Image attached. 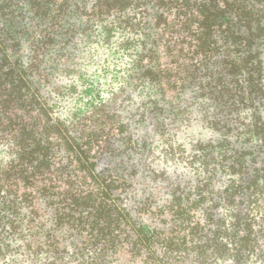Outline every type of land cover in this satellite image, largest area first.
<instances>
[{"label":"trees","instance_id":"16d2710c","mask_svg":"<svg viewBox=\"0 0 264 264\" xmlns=\"http://www.w3.org/2000/svg\"><path fill=\"white\" fill-rule=\"evenodd\" d=\"M81 23L105 42L122 35L152 138L116 94L70 116L53 108L45 55ZM194 106L219 139L187 149ZM71 258L264 264V0H0V264Z\"/></svg>","mask_w":264,"mask_h":264},{"label":"rangeland","instance_id":"374dc122","mask_svg":"<svg viewBox=\"0 0 264 264\" xmlns=\"http://www.w3.org/2000/svg\"><path fill=\"white\" fill-rule=\"evenodd\" d=\"M27 16L33 17L32 15ZM24 22L26 26L21 24V28L18 30H23L21 34H24L21 38V54L25 62H30L34 55L32 43H37V41H34L33 37L28 38L29 35L31 36L29 26L34 22L26 18ZM74 23L77 25L80 21L77 20ZM85 26L84 23H81V26L73 32V38L69 39L66 44L59 41L55 49H51L45 55L42 69L48 76V80L44 81L42 85L45 91L52 90L53 108L62 115L67 113L70 116L75 110L88 107L96 93H99L103 99L111 98L113 94H116L119 96L117 103L122 105L123 115L126 120L130 121L131 129L140 132L141 135L148 134L152 138V127H148L149 122H142L140 119L142 103L150 97V91H141L128 72L132 61L119 47L122 35L117 33V36L110 42H105L100 28L87 30ZM66 38L63 41H66ZM72 86H75L77 91L82 90L84 94L81 92L80 96L74 95L73 90H69ZM187 101H189V96ZM187 111L189 112L187 125H184L179 131L181 133L179 140L185 144L187 149L198 139L204 142L219 139V135H214L206 129L205 122H203L205 119L204 109L194 106L188 108ZM146 126L147 128H145ZM153 140V145H159L156 143L158 141L156 138ZM108 161L109 159L104 160L100 165L104 166ZM161 167L169 173L176 171L175 176L183 172L185 179L191 177L190 173L182 167H179L178 170L175 166L172 168L169 165ZM69 261L72 264H82L80 260L72 258Z\"/></svg>","mask_w":264,"mask_h":264}]
</instances>
